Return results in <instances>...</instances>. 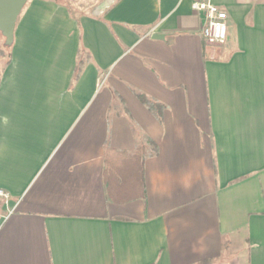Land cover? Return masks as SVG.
<instances>
[{"label": "crops", "instance_id": "1", "mask_svg": "<svg viewBox=\"0 0 264 264\" xmlns=\"http://www.w3.org/2000/svg\"><path fill=\"white\" fill-rule=\"evenodd\" d=\"M6 47L0 264H264V0H29Z\"/></svg>", "mask_w": 264, "mask_h": 264}, {"label": "trees", "instance_id": "2", "mask_svg": "<svg viewBox=\"0 0 264 264\" xmlns=\"http://www.w3.org/2000/svg\"><path fill=\"white\" fill-rule=\"evenodd\" d=\"M143 151L144 149L140 148L136 154L129 155L125 152L109 150L105 157L106 163L111 169L108 176L110 182L114 183L117 177L121 176L123 181L127 183V192L124 194L133 198L144 195V168L140 162ZM121 163L124 165L132 163V167L131 169H125L121 167Z\"/></svg>", "mask_w": 264, "mask_h": 264}, {"label": "built area", "instance_id": "3", "mask_svg": "<svg viewBox=\"0 0 264 264\" xmlns=\"http://www.w3.org/2000/svg\"><path fill=\"white\" fill-rule=\"evenodd\" d=\"M194 9L204 12L206 15L202 27L204 40L211 44L224 43L228 37L227 12L210 1L197 2L194 4ZM0 197L7 198L8 194L0 190Z\"/></svg>", "mask_w": 264, "mask_h": 264}, {"label": "water", "instance_id": "4", "mask_svg": "<svg viewBox=\"0 0 264 264\" xmlns=\"http://www.w3.org/2000/svg\"><path fill=\"white\" fill-rule=\"evenodd\" d=\"M29 0H0V30L11 46L18 18Z\"/></svg>", "mask_w": 264, "mask_h": 264}, {"label": "rangeland", "instance_id": "5", "mask_svg": "<svg viewBox=\"0 0 264 264\" xmlns=\"http://www.w3.org/2000/svg\"><path fill=\"white\" fill-rule=\"evenodd\" d=\"M66 1L74 10H91L99 0H64ZM2 48L0 49V72L2 66L7 62V52L9 47H6V42L2 43Z\"/></svg>", "mask_w": 264, "mask_h": 264}]
</instances>
